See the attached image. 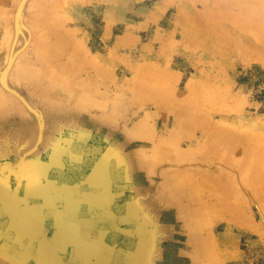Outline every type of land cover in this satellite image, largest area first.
<instances>
[{
	"label": "bare ground",
	"instance_id": "obj_1",
	"mask_svg": "<svg viewBox=\"0 0 264 264\" xmlns=\"http://www.w3.org/2000/svg\"><path fill=\"white\" fill-rule=\"evenodd\" d=\"M65 1L19 0L15 27L9 21L12 40L7 54H3V57L7 55V62L0 60V124L20 117L22 127L18 131L0 127L3 141L0 157L11 154L13 144L18 150L23 147L31 151V156L18 159L16 166H7V163L4 171L18 168L29 178L28 193H35L31 199L15 192L13 195L8 178L0 176V216L13 215L14 221L9 227L19 232L11 243L0 245V264H54L52 257L43 253L41 245L33 243L37 241L48 242L62 264H72L68 257L63 256L64 260L59 255L55 241L38 236L41 233L37 224L44 219H48L46 224L52 231L54 227L57 232L55 223L64 229L62 235H67L74 244L80 261L84 256L89 257L93 249L89 242L93 239L89 238L91 232L86 234L87 226L98 232L102 226L99 228L96 221L103 224L101 221L105 218L113 228L119 224L122 229L120 234L125 241L121 251L152 252L155 256L161 240L171 233L160 220L163 205L175 207L179 217L189 225V241L195 247V256L199 257V252L207 256L208 242L201 238L205 220H213L214 214L222 212L233 214L239 189L244 194L241 203L251 201L259 208L263 224L258 229L263 232L264 134L255 127L242 126L239 114L235 118L231 116L237 99L228 95L224 82L214 72L222 73L220 64L236 55L247 61L264 60V0H175L178 11L172 27L157 32L156 40L162 39L161 45L155 48L141 45L136 58H129L133 78L127 82L126 89L113 93L106 85L104 59L92 55L77 32L64 27V9L68 6ZM104 1L109 7L124 4L123 0ZM10 2L15 1L0 0L1 21L10 14ZM19 40L26 41L27 45L20 52ZM133 41L127 32L117 45L126 46ZM167 49L181 51L194 64L199 65L201 61L210 68L182 92L175 72L167 64ZM17 83L23 84L30 95L17 99ZM148 102L165 115L159 132L156 124L147 121L149 114L146 113L131 132H123V139L112 144L117 151L111 155L113 163L108 165L107 153L91 161L94 167L90 170L89 162L80 153L91 133L81 126L84 111L102 107L101 112L107 118L103 117L99 124L120 131V126H113L117 118L134 113ZM38 112L40 118L36 115ZM66 128L74 134L79 132L80 142L66 143L70 159L65 166L53 168V177L47 182V177L43 178L45 183L41 184L38 174L26 171L36 167L35 143L40 141L46 145L59 133L58 129L67 137ZM131 139L152 141L153 151H129L130 142H127ZM22 151L27 153L25 149L18 152ZM150 175L162 179L157 181L155 194L144 187ZM87 182L90 187L85 185ZM124 189L131 191L133 213L123 203L127 192ZM37 195L44 202L35 206L31 201ZM59 202L62 205L58 206ZM84 206L89 207L93 218H79ZM235 214L236 218L244 217L243 209ZM142 220L150 231L148 236L140 238L137 231Z\"/></svg>",
	"mask_w": 264,
	"mask_h": 264
},
{
	"label": "rangeland",
	"instance_id": "obj_2",
	"mask_svg": "<svg viewBox=\"0 0 264 264\" xmlns=\"http://www.w3.org/2000/svg\"><path fill=\"white\" fill-rule=\"evenodd\" d=\"M13 1L15 2H10L9 4L10 14L8 18L3 21L0 20V60L5 59V61L7 55L3 57V54H7L12 40L10 38L12 28L9 21L12 20V25L14 21L16 22L14 18H16L17 12L15 10L19 0ZM112 1L114 0H108L110 3ZM123 1V5L119 4L116 7H109L104 0H74L71 3L65 1L68 6L64 9V16L66 18L64 20V27L76 31L88 51L92 55H99L104 59L107 69L106 78L108 79L106 85L112 93L117 91V89H126L127 82L133 78L134 74L129 58L131 60L134 57L136 58L143 45L147 47L152 45L153 48L160 46L162 39L159 40L158 38V41L156 40L157 32L159 30L168 31L172 27L173 19L178 11V3L175 0H168L164 3L161 0ZM13 27L15 26L13 25ZM127 32L131 33L134 41L126 46H124V43L120 44L121 46L117 45L118 41ZM177 39H181L179 34H177ZM24 42L26 43V41L19 40V52L27 47ZM126 55H131V57ZM166 60L169 67L175 72L178 78V88L182 92L187 89V86L195 78L201 76L203 71L206 73L210 68L208 65L202 64L201 61L199 65L194 64L181 51L167 49ZM220 66L223 72H214V74L218 75L224 82L228 95L237 99V105H234L235 109L230 112L231 116L235 118L239 114V117L243 120V123H240L242 126L248 128L255 127L253 129H258L264 134V60L256 58L247 61L236 55L223 65L220 64ZM15 86L18 92L25 96L27 94L30 95L23 84L17 83ZM101 108L96 107L93 110L84 111V116L82 117L84 123L81 126L85 130L88 129L91 133L84 140L85 148L80 153L89 163L107 153L109 155L108 161L113 163L111 155L117 151L112 144L116 140L123 139V132H131V129L146 113L149 114L147 121L151 124H156L158 132L163 125L165 117L162 111L157 110L155 105L148 102L137 109V111H134V113L121 114L125 115L126 119L123 120L125 116H121L117 118L116 123L113 125L115 127L120 126L121 130L119 131L99 124L105 116V112L102 113ZM36 115L40 118L39 112ZM104 118H107V116ZM66 129L69 131L67 137L60 133V129L57 130L59 133L56 135L64 140L69 138L73 144H78L80 142L79 132L74 134L69 128ZM64 140H62L63 143H65ZM151 142H146L142 139H131L127 142L129 143V147L127 148L129 151L143 149L144 152L151 153L153 151V144ZM65 153L67 154L64 155V161L67 162L70 159L71 153L68 151ZM29 155L31 156V154ZM39 159L42 160L40 156ZM8 160V163H12V160L14 161L13 156L8 157ZM43 160L50 162L48 158ZM3 162H6L5 158L2 160ZM53 168L55 169V167ZM8 177L11 182L9 186H11L13 195L14 192L17 194V190H19L18 195L24 197L27 190L26 177L19 176V174L13 175V173L10 176L8 174ZM147 179L149 181L144 183L145 190L148 191L147 189L149 188L152 191L150 194H155L158 190L157 181H161V177L150 175ZM153 181H155V184L150 183ZM41 184H44L43 179H41ZM236 196L238 200L236 201V208L233 211L234 215L222 212L214 214L213 220H205L201 238L208 242V249H205L208 255L203 256L202 252H199V257L195 256V247L189 241L191 233L189 225L179 217L175 207L163 205L164 208L161 211L160 220L170 228L171 233L169 237L165 236L159 243L160 250L157 252H163V255L156 260L155 264H264V231L260 232L258 229V226H262L263 224L260 210L251 201H243L241 203L240 198L244 196L242 190L239 189ZM37 201L39 205L43 204L42 198H39ZM57 205L62 204L59 202ZM241 209L244 211V217H234L236 215L235 212ZM90 212L89 207L84 206L82 212L79 213V218H93ZM11 221H14L13 215L6 214L0 216V245L6 242L11 243L12 240L18 237L19 232L9 227H12ZM97 226L100 228L102 224L97 223ZM108 228L106 227V229ZM53 236L54 229L53 233L44 232L42 235H39L40 238L45 237V239L51 242H53ZM114 237L116 241L124 240L119 230ZM25 240L30 241L26 238ZM33 243L45 246L49 244L46 241ZM178 252H182L183 255H179ZM62 258L65 260L63 256Z\"/></svg>",
	"mask_w": 264,
	"mask_h": 264
},
{
	"label": "crops",
	"instance_id": "obj_3",
	"mask_svg": "<svg viewBox=\"0 0 264 264\" xmlns=\"http://www.w3.org/2000/svg\"><path fill=\"white\" fill-rule=\"evenodd\" d=\"M18 96L23 97V94L19 92V95L15 94V97L18 99ZM25 96V95H24ZM21 118L20 117H14V118H10L7 121H3V125L0 124V127L3 128V130L5 131H11V130H20L22 127V123H21ZM62 140L59 136L54 135L52 139L49 140V142L44 145V143L38 141L37 143H35L36 148L34 147V150L37 149L36 151H38V158L36 159V167L32 168V169H27V174L32 173V175H39V180L41 181V179L46 178V182L48 180H50L53 177V167H59V166H65V161H64V155L66 154V151H69L68 146L67 145H73V143L71 141H65V143L62 142ZM67 143V145H66ZM37 145H39V147H37ZM3 146V141L2 138H0V147ZM25 147L29 146V144H25ZM11 149V154H9L7 157H5L6 162L2 163V160L4 159V157H0V176H4L6 178H8V183H11L9 180V177L7 174L8 173L9 176L13 173V175H18L22 176V177H26L25 174H23L22 171H20L17 168V171H11L8 172L7 170H5V168L9 165H15L14 163L19 159H23L24 157H30V153L31 151L20 147L19 150L16 148V146L13 144ZM20 149H25L27 151V153H23L24 151L18 152L20 151ZM28 155V156H27ZM11 156H13L14 161L12 160V163H9L8 157L10 158ZM42 158V160L39 159ZM50 159V162H45L43 159ZM7 164V166H6ZM108 165H110V162L108 161ZM16 166V165H15ZM93 165L91 163H89V165H87V167L91 168ZM94 167V166H93ZM46 168V169H45ZM32 170H35V172H32ZM93 171H91L92 173ZM18 173V174H17ZM90 173V175H91ZM89 175V176H90ZM33 177V176H32ZM42 177V178H41ZM50 178V179H48ZM29 178H26V182L27 185L29 183ZM44 180V179H43ZM45 183V182H44ZM84 185V184H82ZM85 185H89V183L87 182V184ZM90 187V185H89ZM28 190V189H27ZM25 191V198H32V195H34L35 192L32 193H28V191ZM125 190V189H124ZM19 190H17L18 193ZM127 191V190H125ZM149 194V193H148ZM22 197V196H20ZM124 200L123 203L126 202L125 206L130 207L132 213L135 210V204L132 205V200H131V191H127L125 192V195L123 196ZM39 198H42L43 202H44V198L42 196H36V199H33V201H31L32 205H39V202L37 201ZM48 219H44V222H38L37 224V230L40 231V235H42L44 232H50L53 233L52 231V227H48L46 224V221ZM97 223H100L98 221H96ZM101 222H103L102 224V228H100L98 230V232L95 231H91L90 228L91 226L88 225L87 226V236L89 234V231L91 232L90 237H92L93 239H89V242L92 243L93 249L91 250V254L89 255V257L84 256L82 261L79 260V255L77 254L76 247L74 246L73 243H71L69 241V237L67 235H62L63 234V228L59 227L57 225V223H55V226H57V232H55L54 229V236L52 238L53 242L55 241L58 244V247L60 249L59 255L61 256H66L68 257L67 259H69V261L72 264H155L156 260L159 259L160 257H162L163 252H156V255L153 256L151 255L152 252H123L121 251V247L124 245V241L125 240H121V241H116L115 239V235L117 234L118 230L119 233H122V229L120 228L119 224L117 228H113L112 226H110L111 224L109 223V219L105 218V220H102ZM144 221L142 220L140 227L137 231L138 236L141 238L143 236H148V231H150V228L148 226V224L143 223ZM147 225V226H146ZM73 226H75V224H73ZM104 227V228H103ZM106 227H109L108 229H106ZM30 231V229H29ZM32 234H34L32 231H30ZM109 233V234H108ZM115 235H114V234ZM36 235V234H35ZM111 235V236H109ZM39 236V235H38ZM129 241V240H128ZM149 242V241H148ZM111 246V247H110ZM121 246V247H120ZM42 248V251H45L43 253L49 255L50 257H52V261L54 262V264H62V262H60L57 257L54 255L53 250L46 246L41 245L40 246ZM120 247V248H119ZM124 250H127L126 248ZM179 255H183L182 252H178ZM97 255V256H95ZM131 257V261H127L126 258ZM41 258L43 259V257L41 256ZM39 259V258H38ZM59 262H58V261ZM117 261V262H116Z\"/></svg>",
	"mask_w": 264,
	"mask_h": 264
}]
</instances>
